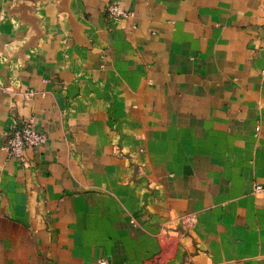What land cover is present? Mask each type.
Segmentation results:
<instances>
[{
    "label": "crops",
    "instance_id": "0c3cea01",
    "mask_svg": "<svg viewBox=\"0 0 264 264\" xmlns=\"http://www.w3.org/2000/svg\"><path fill=\"white\" fill-rule=\"evenodd\" d=\"M101 258L264 264V0H0V264Z\"/></svg>",
    "mask_w": 264,
    "mask_h": 264
},
{
    "label": "built area",
    "instance_id": "2783aa9c",
    "mask_svg": "<svg viewBox=\"0 0 264 264\" xmlns=\"http://www.w3.org/2000/svg\"><path fill=\"white\" fill-rule=\"evenodd\" d=\"M109 13L113 16L126 15V10L120 5L113 3L109 6ZM7 139L4 147L10 155L24 161V152L26 148H40L48 141L45 132L40 131L33 120L26 119L17 123L6 132ZM194 219L191 217L190 220ZM100 264H110L107 258H101Z\"/></svg>",
    "mask_w": 264,
    "mask_h": 264
}]
</instances>
